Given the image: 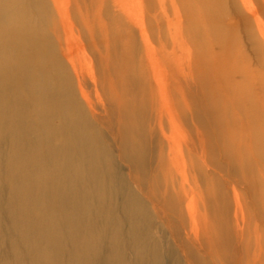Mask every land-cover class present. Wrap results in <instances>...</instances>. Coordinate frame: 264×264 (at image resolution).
I'll use <instances>...</instances> for the list:
<instances>
[{
	"label": "bare ground",
	"instance_id": "1",
	"mask_svg": "<svg viewBox=\"0 0 264 264\" xmlns=\"http://www.w3.org/2000/svg\"><path fill=\"white\" fill-rule=\"evenodd\" d=\"M132 2L0 0V264H264V23Z\"/></svg>",
	"mask_w": 264,
	"mask_h": 264
},
{
	"label": "rangeland",
	"instance_id": "2",
	"mask_svg": "<svg viewBox=\"0 0 264 264\" xmlns=\"http://www.w3.org/2000/svg\"><path fill=\"white\" fill-rule=\"evenodd\" d=\"M137 0H133V5L137 8L139 6L140 3H137L136 2ZM252 2V5L254 6V8H256L257 12H258V15L260 16V19L261 21L264 23V4L262 2V0H251ZM142 6H143V11L145 13V7L144 5H146V3L144 1H142ZM261 6L263 9L262 11L260 12V10L258 9V7ZM147 26V25H146ZM149 34V33H148ZM211 98V97H210ZM264 118V117H263ZM263 118H262V122H263ZM235 162H237V159L235 157ZM224 172L226 171V168L223 169ZM208 174H209V170L207 171ZM222 173V175H219V187L222 189L223 193L225 194L226 196V199H227V202H223L221 203V205L223 207H227L228 209V216L229 218L231 219V216H232V213H233V210H234V199H233V191H232V185L228 182V179L229 180H233V183L235 182L234 179H232L231 177H227L225 174H227L226 172L225 173ZM240 176V175H239ZM238 177V175H237ZM210 182V181H209ZM243 186H245L246 188L242 187V186H236L235 187V191L237 192L238 194V198L240 200V203L242 202V204H244L243 206V210L245 211V214H246V218H247V221L249 222L250 224V220L252 221L253 218H252V215L250 214V212L253 213V211L250 209L249 207V204H250V192H246V189H247V185L246 184H241ZM250 218V220H249ZM252 228V227H251ZM16 234V233H15ZM253 239V234L251 235V240ZM261 241L262 243H264V235H262V238H261ZM6 244H2L1 246V249H3ZM264 245V244H263ZM7 246V245H6ZM166 249V248H165ZM102 251H105V249L103 248ZM171 262V264H173L174 262V259H176V254H169V252H167V250L165 251ZM15 263H16V260H15Z\"/></svg>",
	"mask_w": 264,
	"mask_h": 264
}]
</instances>
